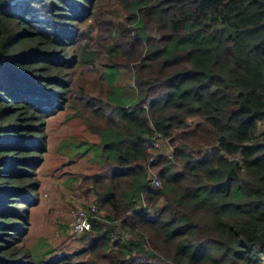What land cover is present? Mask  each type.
I'll list each match as a JSON object with an SVG mask.
<instances>
[{"label": "trees", "instance_id": "obj_1", "mask_svg": "<svg viewBox=\"0 0 264 264\" xmlns=\"http://www.w3.org/2000/svg\"><path fill=\"white\" fill-rule=\"evenodd\" d=\"M105 1L125 17L96 8L106 44L78 56L95 0H0V264H264V0ZM100 59L108 82L80 96L63 71ZM75 100L96 142L67 148L92 154L96 212L81 250L25 255L11 221L37 202L45 120Z\"/></svg>", "mask_w": 264, "mask_h": 264}, {"label": "rangeland", "instance_id": "obj_2", "mask_svg": "<svg viewBox=\"0 0 264 264\" xmlns=\"http://www.w3.org/2000/svg\"><path fill=\"white\" fill-rule=\"evenodd\" d=\"M102 5L107 12L119 15L117 21H123L125 16L120 9L115 7V4L107 5L105 0H101V5L99 6L97 0H95L94 12L90 19L85 20L84 24L72 21V25L77 29V32L75 33V47L70 49V52L75 51L79 56V51L82 47L87 49L90 44H93L94 48L106 44L105 38L108 36L110 29L102 26L101 21L113 20V17L104 12H97L96 8ZM100 27L102 28L101 31ZM100 60L103 62L96 61L94 63V66L99 68V73L91 72L87 75H82L79 71L80 69L76 66L74 68H66L63 71L72 80L73 87L80 96L81 89L84 86L87 87L89 96H91L90 93L97 96L102 87V82L100 81L99 84L94 85V81H92L94 78L100 76L105 83L108 82L103 77L106 74V70L103 68L105 59ZM81 71L85 72V68L82 66ZM118 84L128 88L130 80L128 81V78L119 79ZM16 89L20 91L22 87H17ZM49 91L51 92V90H48L47 93H50ZM57 93L55 91L50 94ZM85 112L82 102L75 100L72 107L64 110V114L53 113L47 118L44 127L41 129L44 130L45 137H43L44 141L40 144L44 145L46 150L42 148L39 151H44L40 155L37 154V157L42 158V161L33 164L34 176L26 180L29 181L28 187L30 185L38 186L36 191L38 194L37 202L28 211L22 209L23 213H25L24 219L11 221L17 230L15 242H17L18 247L16 249L21 248L22 253L25 255H35L49 259L52 257V253L46 254L48 251H53V254L63 255L82 249V247L78 246L76 250V246L80 243L82 236L78 237L72 234L71 211L75 209L88 213L89 208L93 205L88 198L92 193L83 183L82 177L94 174L97 170L91 166L92 154L83 155L81 158L79 156L81 150H77L73 154V152H69L67 145L73 141L77 144L80 142H96L95 135L84 127V123L73 117L74 115L80 117ZM24 136L26 137L27 135ZM165 151L167 152L168 149ZM71 161L73 165L69 164ZM6 192V190H1V196ZM29 200L30 197L27 198V202ZM3 207L0 206L2 211H9L3 210ZM19 207L20 205H17V208Z\"/></svg>", "mask_w": 264, "mask_h": 264}, {"label": "built area", "instance_id": "obj_3", "mask_svg": "<svg viewBox=\"0 0 264 264\" xmlns=\"http://www.w3.org/2000/svg\"><path fill=\"white\" fill-rule=\"evenodd\" d=\"M162 142H164L165 144H168V141L163 139L162 137H160V135L155 134L153 136V146L155 148L156 151L160 152L161 148H162ZM156 158V156H152L149 159V163H151L152 161H154V159ZM148 171L150 173V184H154V185H159L160 181L159 178L157 176V174L154 171H151V169L148 168ZM94 212H96V207L93 204L90 209L89 212H83L81 210H77V211H71V218H72V230L73 233L75 235H79L82 234L86 231H88L90 229V225H89V219L91 214H93Z\"/></svg>", "mask_w": 264, "mask_h": 264}, {"label": "crops", "instance_id": "obj_4", "mask_svg": "<svg viewBox=\"0 0 264 264\" xmlns=\"http://www.w3.org/2000/svg\"><path fill=\"white\" fill-rule=\"evenodd\" d=\"M76 249H78V247L76 246Z\"/></svg>", "mask_w": 264, "mask_h": 264}, {"label": "clouds", "instance_id": "obj_5", "mask_svg": "<svg viewBox=\"0 0 264 264\" xmlns=\"http://www.w3.org/2000/svg\"><path fill=\"white\" fill-rule=\"evenodd\" d=\"M96 207V206H95ZM89 212V211H88ZM89 216H91V215H89Z\"/></svg>", "mask_w": 264, "mask_h": 264}]
</instances>
